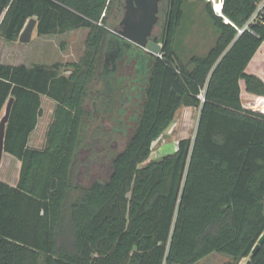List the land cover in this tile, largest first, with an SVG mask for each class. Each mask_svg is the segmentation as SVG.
Segmentation results:
<instances>
[{"label": "trees", "instance_id": "16d2710c", "mask_svg": "<svg viewBox=\"0 0 264 264\" xmlns=\"http://www.w3.org/2000/svg\"><path fill=\"white\" fill-rule=\"evenodd\" d=\"M260 1L221 0V16L207 1L217 38L183 61L174 44L183 0L167 1L160 38L152 37L160 55L109 29L113 0H0L7 42L30 18L39 36L87 30L77 61L0 62V117L13 98L4 153L20 162L14 185L0 179V264H195L213 253L228 257L221 264H264V241L252 254L264 233V99L245 108L239 83L264 96V82L246 72L264 42V11L249 22ZM96 81L101 103L115 102V134L126 141L110 156L106 143L97 159L91 146L81 161L85 100ZM44 99L52 117L44 144L32 147ZM180 107L199 110L194 138L149 160ZM88 160L105 180L77 182Z\"/></svg>", "mask_w": 264, "mask_h": 264}, {"label": "rangeland", "instance_id": "374dc122", "mask_svg": "<svg viewBox=\"0 0 264 264\" xmlns=\"http://www.w3.org/2000/svg\"><path fill=\"white\" fill-rule=\"evenodd\" d=\"M167 1L168 0H161L159 4V19L152 32V37L156 39L160 38L162 32L161 26ZM207 1L208 0H183V18L180 27L176 31L174 43L177 54L183 61H186L192 55L201 56L205 54L217 38L218 31L205 12ZM214 1L216 4L219 3V0H210L209 2L213 11L218 13V10L214 8ZM124 2L125 0H113L112 7L110 8L108 27L113 32L119 28V21L124 12ZM86 34V29H77L63 34L39 36L36 34L35 29H33L31 38L27 43H21L18 39L14 42H7L0 36V62L30 66L32 64L51 65L55 62L69 63L77 61L83 52ZM132 64H126L123 67L122 73L124 75L131 74ZM246 72L258 76L264 82V45L258 48ZM102 88L101 81L94 82L85 100V108L89 112V116L85 118L83 125V139L79 154L81 161L89 158L90 152L88 148L91 146H93L95 150V158L97 159L102 158L106 153H108L107 155L109 156L116 154L123 148L126 141V137L124 138L115 134V102L113 105H109L106 108L105 105L101 103L103 101H100L99 93ZM240 97L242 105L247 109L255 111L257 105H263L261 99H264V96H255L247 93L243 84ZM52 105V101L48 99L43 100L42 108L44 109V116L38 129L35 130L33 137L36 136L39 131H42L43 138L46 131V124L49 122L48 117L50 113L48 107L51 108ZM3 112L4 110L2 114ZM129 114L130 112L124 116L125 119ZM179 114L180 111L174 115L170 125L162 132L158 141L154 143L149 160H158L164 154L172 153V150L176 147L177 141L181 138H194L199 116L198 109H187L183 111L181 116H178ZM106 143L109 150L103 153L105 152L103 149ZM32 144H34L33 141ZM89 161L90 160L86 163L88 168H86L84 163L80 164L76 176L77 182L83 184L95 176H97L99 180H105L107 175L99 168V162L97 160L92 162ZM13 162L14 160L8 155L3 156L0 164V178L9 182H13L17 178L18 169ZM59 237L60 239L63 238L61 229ZM247 259L248 258L242 259L239 264H245ZM227 260L228 257L213 253L195 264H221ZM39 264H43L42 259L39 261Z\"/></svg>", "mask_w": 264, "mask_h": 264}, {"label": "water", "instance_id": "95a60500", "mask_svg": "<svg viewBox=\"0 0 264 264\" xmlns=\"http://www.w3.org/2000/svg\"><path fill=\"white\" fill-rule=\"evenodd\" d=\"M161 0H125L124 12L119 21V28L115 30L116 34L128 42L143 48L145 51L154 55H160L161 43L152 39L154 26L158 22L159 4ZM222 4V2H221ZM221 16V11L217 13ZM227 22V20H224ZM36 25V19L30 18L19 34L18 41L21 43L29 42L31 34ZM13 98L10 97L5 105L4 112L0 117V164L4 153V135L5 126L9 117ZM264 115V111H258ZM264 241V233L258 238L252 249L254 254Z\"/></svg>", "mask_w": 264, "mask_h": 264}, {"label": "crops", "instance_id": "0c3cea01", "mask_svg": "<svg viewBox=\"0 0 264 264\" xmlns=\"http://www.w3.org/2000/svg\"><path fill=\"white\" fill-rule=\"evenodd\" d=\"M262 45H264V42H263L260 46H262ZM247 67H248V66H247ZM246 71H247V68H246ZM239 83H240V95H241L242 84L244 85V82H243L242 80H240ZM244 89H245V88H244ZM251 95H252V94H251ZM53 108H54V104L52 105L51 108L48 107V111H49V113H50V114H49V117H48V118H49V122H50L51 117H52ZM183 109H184V110H187V109L192 110L193 108H192V107H180V108L177 109V111L175 112V115H176V113H177L178 111H180V114H179L178 116H181V115L183 114V111H184ZM198 114H199V110H198ZM43 116H44V109L42 110V115L39 117V121H38V124H37V127L35 128V130L38 129L39 124L42 122V118H43ZM49 122H47L45 129L47 128V125H48ZM35 130L33 131V133H32L31 136H30V139H29V145L32 146V147H41V146L44 144L45 133H44L43 138H42V134H43L42 131H39V133H37V135L33 137V134H34ZM44 131H45V130H44ZM32 141L34 142V144H32ZM157 141H158V139L155 140V141L153 142L152 147H153L154 143L157 142ZM175 146H176V145H175ZM175 148H176V147H175ZM175 148L172 150V152L175 150ZM5 155H7V154H5ZM8 156H9V155H8ZM9 157H10V156H9ZM10 158H11L12 160H14L13 164H15V165L17 166V169H18V171H19L20 162L17 161V160H15V159H13L12 157H10ZM9 162H12V161H9ZM17 178H18V174H17ZM17 178H16L13 182L6 181V180H4V179H2V178H0V179L3 180V181H6L7 183H9V184H11V185H14V184L17 182Z\"/></svg>", "mask_w": 264, "mask_h": 264}, {"label": "built area", "instance_id": "2783aa9c", "mask_svg": "<svg viewBox=\"0 0 264 264\" xmlns=\"http://www.w3.org/2000/svg\"><path fill=\"white\" fill-rule=\"evenodd\" d=\"M208 1H210V0H208ZM263 11H264V0H261L260 2L257 3L256 10L252 14V16L250 17L249 22H252V21L256 20V18L258 17V15L260 13H262ZM246 27H247V25L244 28H246ZM241 31H242V29H239L238 30L239 33Z\"/></svg>", "mask_w": 264, "mask_h": 264}, {"label": "bare ground", "instance_id": "6f19581e", "mask_svg": "<svg viewBox=\"0 0 264 264\" xmlns=\"http://www.w3.org/2000/svg\"><path fill=\"white\" fill-rule=\"evenodd\" d=\"M218 2L219 3L216 4L215 1H214V8H216L218 10V12H220L221 11V1L219 0Z\"/></svg>", "mask_w": 264, "mask_h": 264}]
</instances>
